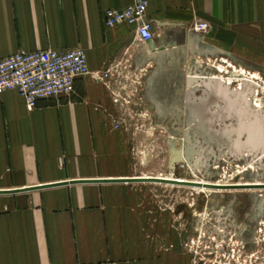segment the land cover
<instances>
[{
	"label": "crops",
	"instance_id": "0c3cea01",
	"mask_svg": "<svg viewBox=\"0 0 264 264\" xmlns=\"http://www.w3.org/2000/svg\"><path fill=\"white\" fill-rule=\"evenodd\" d=\"M144 1L164 56L217 50L264 65V0ZM136 2L0 0V59L80 47L90 69L76 79L74 95L33 109L16 90L0 94V190L64 182L0 194V264H157L143 255L130 224L135 214L118 207L125 187L139 183L73 182L132 177L122 134L109 130L121 120L108 115L114 96L106 81L131 67L134 73L146 57L158 65L160 56L137 43L135 25L108 27L104 19ZM196 21H207L209 31L193 30ZM125 50L132 52L128 68L120 66ZM174 68L166 63L160 73L178 75Z\"/></svg>",
	"mask_w": 264,
	"mask_h": 264
},
{
	"label": "rangeland",
	"instance_id": "374dc122",
	"mask_svg": "<svg viewBox=\"0 0 264 264\" xmlns=\"http://www.w3.org/2000/svg\"><path fill=\"white\" fill-rule=\"evenodd\" d=\"M131 54L124 51L122 68ZM175 60L163 55L157 65L146 57L134 73L129 67L105 80L114 96L108 115L121 120L109 130L122 134L130 175L264 183V142L247 134L239 140L234 132L257 117L264 138V65L248 67L217 50L182 51L178 75L167 79L160 72ZM236 107L247 111L241 120ZM121 197L118 207L137 218L130 224L140 233L143 255L157 264H264V189L147 182L125 187Z\"/></svg>",
	"mask_w": 264,
	"mask_h": 264
},
{
	"label": "built area",
	"instance_id": "2783aa9c",
	"mask_svg": "<svg viewBox=\"0 0 264 264\" xmlns=\"http://www.w3.org/2000/svg\"><path fill=\"white\" fill-rule=\"evenodd\" d=\"M104 23L108 27L121 23L135 25L136 39L140 44H147L155 36L154 21L147 17V4L144 0H137L124 9L107 10ZM191 27L206 33L210 24L207 21H196ZM88 74L87 54L80 47L18 51L0 59V94L16 90L27 107L33 109L41 100L74 95L76 79Z\"/></svg>",
	"mask_w": 264,
	"mask_h": 264
},
{
	"label": "water",
	"instance_id": "95a60500",
	"mask_svg": "<svg viewBox=\"0 0 264 264\" xmlns=\"http://www.w3.org/2000/svg\"><path fill=\"white\" fill-rule=\"evenodd\" d=\"M150 48L152 50L155 51V53H158L156 55L158 56H163L164 53L160 52L161 50L164 49V47H155L153 44V41L148 42ZM159 51V52H158ZM175 57H176V53H174ZM235 60H240L241 62H244V64L248 67L251 66H257L256 64H254L253 62H249L243 59H238L237 57L233 56ZM177 59V67L179 66V57H176ZM263 71H264V67H262ZM175 72V68L173 69ZM172 73L167 74V79L171 76ZM226 102L229 105H232L233 103L231 102V98L229 96L226 95L225 97ZM231 102V103H230ZM237 108V107H236ZM233 111L235 112V116L237 119L241 120L243 118V116L245 115V113H247V111L241 110V109H236ZM238 120V121H239ZM240 122V121H239ZM258 120L257 117L253 118V122L249 123V124H240L239 123V127L234 129L235 134L237 135V137L239 138V140L241 139L242 135L247 134L249 136V140H258L259 143L264 142V138H262L261 136H259L260 134V130H259V134L258 133H254L251 136V129L257 125ZM251 136V137H250ZM257 137V138H255ZM74 183H82V182H96V183H102V182H110V183H114V182H129V183H146V182H152V183H160V184H168V185H176V186H189V187H197V188H206V189H244V188H257V187H264V185H252V184H229V185H222V184H213V183H201V182H194V181H189V180H180V179H176V178H161V177H144V176H133V177H124V178H111V179H86V180H75L73 181ZM64 182H60V183H55V184H47V185H39V186H35V187H29V188H25V189H20V190H0V194H5V193H16V192H25V191H31V190H35V189H42V188H47V187H52V186H56V185H61Z\"/></svg>",
	"mask_w": 264,
	"mask_h": 264
},
{
	"label": "bare ground",
	"instance_id": "6f19581e",
	"mask_svg": "<svg viewBox=\"0 0 264 264\" xmlns=\"http://www.w3.org/2000/svg\"><path fill=\"white\" fill-rule=\"evenodd\" d=\"M159 52V51H158ZM231 80V79H230ZM223 81V79H221V82ZM225 81V80H224ZM227 82H228V79H227ZM229 83V82H228ZM223 84V83H222ZM227 84V83H226ZM227 86V85H226ZM259 127H258V124L257 125H255L252 129H251V131H250V133L251 134H256V133H258L259 134V129H258ZM259 136H261V134H259ZM262 137V136H261ZM255 138H257V137H255ZM133 177V176H132ZM144 177H147V176H144ZM148 177H152V176H148ZM161 178H167V177H161ZM177 179V178H176ZM180 180H184V179H180ZM190 181V180H189ZM194 182H200V181H194ZM201 183H207V182H203V181H201ZM213 184H221V183H213ZM232 184H238V183H232ZM241 184H251V183H241ZM254 184H256V183H254ZM257 184H261V183H257ZM222 185H228V184H222ZM197 188V187H196ZM202 189H206V188H202ZM216 190H221V189H216Z\"/></svg>",
	"mask_w": 264,
	"mask_h": 264
},
{
	"label": "flooded vegetation",
	"instance_id": "af4514ba",
	"mask_svg": "<svg viewBox=\"0 0 264 264\" xmlns=\"http://www.w3.org/2000/svg\"><path fill=\"white\" fill-rule=\"evenodd\" d=\"M179 67V68H178ZM177 67V64H175V72L178 74V72L180 71V65ZM181 70H182V68H181ZM174 71V70H173ZM252 185H264V183H261V184H254V183H251ZM229 185V184H228ZM244 189H250V190H252V189H264V187H257V188H244ZM226 190V189H225ZM231 190V189H230ZM233 190H238V189H233Z\"/></svg>",
	"mask_w": 264,
	"mask_h": 264
}]
</instances>
